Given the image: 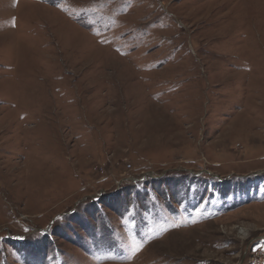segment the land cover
<instances>
[{
  "label": "rangeland",
  "instance_id": "1",
  "mask_svg": "<svg viewBox=\"0 0 264 264\" xmlns=\"http://www.w3.org/2000/svg\"><path fill=\"white\" fill-rule=\"evenodd\" d=\"M0 264H264V0H0Z\"/></svg>",
  "mask_w": 264,
  "mask_h": 264
}]
</instances>
